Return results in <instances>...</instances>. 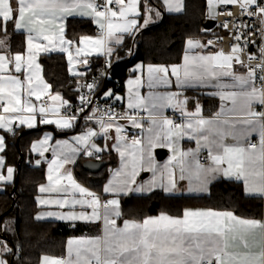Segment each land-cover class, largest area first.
<instances>
[{"label": "snow or ice", "instance_id": "obj_1", "mask_svg": "<svg viewBox=\"0 0 264 264\" xmlns=\"http://www.w3.org/2000/svg\"><path fill=\"white\" fill-rule=\"evenodd\" d=\"M163 5L168 12H180L183 10V0H162ZM224 4H238L240 9L249 16H256L264 25V4L258 0H221ZM210 13H214V0H207ZM252 6H255L254 9ZM252 9V10H250ZM153 14L159 17L160 12L150 3L143 4V24H140L141 0H0V49L6 47L8 36L9 23L13 26L14 32L21 30L27 33L26 41V56L24 52H17L14 56L0 55V73L8 70L9 65H15V72L20 73L22 70L31 72L33 69H40V65L36 62L39 53L51 52L59 50L67 53L68 62L70 65L69 71L74 75L83 76L85 73L74 72L71 65L73 64L74 56L79 58L84 57L83 64H88V56L95 54L96 56L106 57V65L111 66V57L115 52L113 45L119 46L123 44L125 35H134L142 27H147L152 22ZM243 14V13H242ZM81 16L91 18L98 27L96 36L83 35L78 42L65 40L64 38V20L69 16ZM228 15H232L229 11ZM229 21H226L222 27L225 29L229 26ZM233 26L238 28L233 22ZM35 33V35H34ZM242 35V34H241ZM241 35H235V39L239 41ZM46 41V44L39 43V40ZM247 42V41H246ZM212 41H208V45H212ZM59 44L57 49L56 45ZM76 44L75 52L70 50ZM187 48L183 57V64L171 65L170 69L167 66L148 65L149 82L155 78L164 84H168L169 70L171 75L176 77L178 87H198L211 86L219 89L216 95L220 96L221 101H231L233 105L238 99H243L245 106L248 109L247 115L254 119L245 120L243 123L248 125L245 128H237L236 124H229L228 121L214 122L205 119L201 115V107L197 101L195 111L187 112L185 108L188 103V98L180 100L181 93H165L156 96L152 101V108L173 107L181 110V115L187 117L184 123L177 124L172 119L165 118L163 124L168 127L169 136H184L189 139H195L197 148L195 152L189 149L187 152H181V157L193 156L198 153L201 147L208 149V159L211 165L205 167L196 160L195 168L185 167L181 162L180 180H188V190L190 192H205L208 190L207 185L217 175H222L224 178L243 180L245 193L248 195H256L264 197V170L256 173L259 176V181H253L251 174L245 167V161L249 164L254 163L252 154L257 151L256 144H249L247 148L243 146H230L225 143L228 137L239 141L240 139L247 140L252 132L259 131L260 149L259 155L256 157L261 162H264V111H252L254 105L259 104L264 106V75L259 76L261 87H256L257 69L264 73V47L261 49L260 63L255 68L248 67L246 75H237L232 69V62L244 65V61L240 59L237 52H242L243 48L236 44L231 48V54H225L223 51L214 55H189L188 51L195 48L206 47L198 40L194 41L189 38L186 42ZM255 57L249 56V60ZM142 67V66H138ZM162 74V75H157ZM230 78L231 82H225L223 78ZM33 76H25L28 82L27 96H21V88L24 81L19 76H4L0 75V108L4 113L9 115H0V129L5 132L15 134L13 124L19 121V124L26 125L29 128L36 126L37 114L40 116L39 123L55 124L60 129H69L74 126L76 120L75 115L61 116L59 119H48L46 115L49 111L56 115H60V107L69 105V101L64 100L57 92L55 95L50 94L51 85L45 83L41 77L37 76L39 81L32 84ZM215 81L214 84L211 82ZM140 83L138 77L136 81L129 80L128 84ZM81 87H86L89 94H92L98 87L97 79H93L92 83L85 85H77V91ZM226 89H239V91H225ZM131 93V89H130ZM43 95H49L54 102H59V106L55 108L45 107L43 104L37 109V106L31 100L35 96L37 101L41 100ZM106 97H111V90L104 93ZM117 99H120L117 97ZM136 99L137 104H133L132 100ZM81 107L78 111L83 112L84 108L92 104V100L81 94L79 96ZM143 100L138 96L130 95L129 108H134L142 103ZM70 106V105H69ZM223 109V105H222ZM98 109L93 110V116L96 115ZM27 113L28 115H22ZM110 119L107 123L101 117L97 122L100 124L101 132L107 137V132L113 127L111 121L112 113H108ZM151 116L156 113L150 112ZM217 115H220L218 113ZM93 117H87L92 119ZM133 124L137 127L140 125L133 120ZM156 124L155 119L152 120ZM228 125L227 128L221 125ZM175 129V131H173ZM117 133L121 131L119 126L116 127ZM152 129H149L151 132ZM97 133L88 129L86 133L76 136L73 139L78 145L83 146L85 155L92 156L93 152H100L103 149L92 144L88 147L91 137ZM50 139L45 136L44 140L40 141L43 146ZM118 141L121 139L117 137ZM203 142V143H202ZM139 141H133L137 144ZM59 144V142H58ZM66 145L67 142H64ZM150 147H155L153 141L149 139ZM163 146V145H161ZM169 146H171L169 144ZM118 147V145L116 146ZM214 147L216 149L214 153ZM5 149V137L0 135V152ZM37 150L36 144L33 145V151ZM81 148L68 146V151H61L62 159H53L48 165V184L40 185L39 192L53 193L67 191L68 186L74 192H78L81 196L91 197L87 199H73L71 204L80 205L81 208L87 206L92 209L91 214L87 211H80L78 214L75 211L68 213H39L36 216L37 220L45 218V216H55L61 220H82L86 222L99 220L100 200L94 193L76 183L71 173L63 175L60 169L64 164L74 162V156L81 152ZM55 151V150H54ZM123 157L124 153H120ZM43 156V152H40ZM40 160L36 161L39 165ZM226 165V166H225ZM4 160L0 157V169H3ZM167 184L164 183V172H161L159 182L156 176V170L149 159V167L146 169L153 172V178L150 182L151 190L155 187H161L165 192H172L177 187V181L174 177V172L167 168ZM6 175L0 171V182L10 183L13 180L14 169L8 167ZM138 173L135 168L131 173V180L127 174L120 171L115 173L114 181H109V184L104 187L105 193H124L142 192L145 191L143 185L132 188L131 183L135 182V176ZM68 181V186L62 185L61 181ZM38 204L48 205L56 204L60 208H64L69 204L67 199H41L38 198ZM104 224L105 236L103 240L100 237L92 239L69 240V256L72 255V245H77L75 249L76 264H264V248L258 253L250 251H230L238 245L244 249H249L250 244L246 238L247 233L254 232L259 229L264 232V222L255 219H241L234 215L231 211L218 212L213 210H191L185 209L182 217H173L167 214H161L158 217H148L142 222L124 221L123 228L115 226V220L111 219L114 215L120 216L119 200H108L104 205ZM225 221H231L228 224ZM11 253L12 249L2 241H0V264H9L7 259L2 258L3 253ZM41 264H71V261H66L61 258L43 256Z\"/></svg>", "mask_w": 264, "mask_h": 264}, {"label": "crops", "instance_id": "obj_2", "mask_svg": "<svg viewBox=\"0 0 264 264\" xmlns=\"http://www.w3.org/2000/svg\"><path fill=\"white\" fill-rule=\"evenodd\" d=\"M207 1V0H206ZM98 2H103V0H98ZM144 3H150L154 8L158 9L160 12V16L157 17L155 14H153L152 17V22L147 25V27L156 24L160 22L164 16V13H170V14H179L183 12L185 8V0H183V10L180 12H168L166 10V7L163 5L162 0H141V17L140 19V24H143V4ZM216 4H222V5H231V4H224L221 3V0H214V6ZM71 18H81V19H88L93 27H94V32L92 33H87L83 35H91V36H96L97 33L95 32L96 29H98L97 25L92 21L91 18L88 17H81V16H69L64 20V27H65V32H64V38L65 40H71L66 36V30H67V22ZM147 27H142L141 29L147 28ZM215 28V26L213 27ZM212 28V29H213ZM9 30H13V26L11 23L8 25ZM217 29V28H216ZM208 30V29H206ZM211 30V29H210ZM20 32H23L25 35V56H26V41H27V33L23 30ZM138 32V31H137ZM136 32V33H137ZM35 35V33H34ZM81 35V36H83ZM80 36V37H81ZM132 35H125L124 37V42L123 44L116 46L113 45L115 48V52L113 56L111 57V61H117L120 58L123 57V54L125 52L128 53L129 49L125 48L123 45L127 43L128 38ZM79 37V38H80ZM194 41H199L202 45H206V47L202 48H195L192 50L188 51L189 55H214L218 52L223 51L221 48L216 47V46H207L206 44V37L204 36H197V37H190ZM189 39V38H188ZM184 43V52L182 59L179 63L172 64V65H181L183 64V57L186 52L187 48V40ZM73 41V40H72ZM78 40H75V42H78ZM39 43L46 44V41H43L42 39L37 41ZM59 44L56 45L57 49L59 48ZM77 45L74 44L72 48L70 49L73 54L75 52V47ZM126 49V50H125ZM256 49H254L255 51ZM54 52H59L63 53L67 59V65H68V73L70 76L73 77H82L80 75H74L73 72L69 71L70 65L68 62L67 58V53L60 52L59 50L56 51H51V52H41L39 53L37 57V63L40 65V69L36 70L33 69L31 72H25L22 70L20 73L15 72V65L10 64L9 68L6 72L0 73V75L8 76H19L22 81H24L23 87L21 88V96L26 97L27 96V89H28V82L25 80V76L27 75H32V84H36L39 81L36 79L37 76L41 77L42 80L45 79L44 74H43V66L41 63V56L43 54H48V53H54ZM224 52V51H223ZM127 53L125 55H127ZM225 54H228L224 52ZM16 53H11L6 50L0 51V55H10L14 56ZM95 57H102L106 58L104 56H96L95 54L88 56V64L85 65L82 62H77L78 60L82 61L84 59L83 56L77 58L74 56L73 64L71 65L72 69L74 72L78 73H85L87 74L92 65V59ZM107 59V58H106ZM148 65H153V66H160L161 64L157 63H144L142 61H138L134 63L130 68H129V73L128 75L123 79V87L122 90H116V89H110L109 87H106L103 91V96L106 99L113 100V101H120L122 102L125 107H127L130 110H138L141 113L145 114L148 118L146 119H139L136 120V122L140 125L139 127L135 126L133 122L131 121L129 123V126L132 128H138L141 130V137L136 140L139 141L137 144H133V142H128L121 138L119 136V133L116 131L117 126H121L120 122L117 121H112L113 127L110 128L107 132V137L101 132L100 130H97L96 125L94 122H88V121H80L76 119L74 121V126L69 129H60L58 128L55 124H41L39 123L40 116L37 114V120H36V126L33 128H29L26 125H21L19 124V121H15L13 124L14 131L17 128L24 127L28 130L31 129H41V133L38 138L34 139L31 143V152L35 155L36 160H40L41 163L39 165H42L45 170V180L40 184V185H47L48 180V165L53 159H62L61 156V151H68V146L72 147H77L81 148V152L79 154H76L74 156V162L66 163L64 164L63 168L60 169L61 174L67 175V173H71L73 179L75 180L76 183L80 184L82 187L88 189L90 192L94 193L97 197H99L100 200V207L98 208V212L100 214V219L96 221H82V220H61L57 219L55 216H45V218L40 219L39 221H46V220H52V221H61L64 223H77V222H83V223H88L91 225H96L98 228V232L95 234H83V235H77V236H71L67 239L66 242V249H65V254L64 255H42L43 256H51V257H56V258H61L66 261H71V264H76V254H75V249L77 245L74 243L72 245L73 252L72 255L69 256V245L68 241L71 240H78V239H92L96 237H100L101 240H103L105 236V224L103 220L104 216V207L102 206V201H108L111 199H118L119 200V211H120V216H112L111 219L115 220V226L117 228H123L124 226V221H137V222H142L144 219L148 217H158L159 215L167 214L173 217H182L183 211L185 209H191V210H213V211H218V212H225V211H231L236 215L238 218L241 219H255V220H260L264 222V197L256 196V195H248L245 193L244 189V182L243 180H236L234 177L231 179L224 178L222 175H217L215 179H212L211 182L207 185L208 190L205 192H190L188 190V180H180V167H181V162L185 165V167H192L193 169L195 168L196 160H199V155L202 152H207L208 149L205 147H201L198 153H195V158L193 156H188V157H181L180 153L181 152H187L189 149L193 150L195 152L197 148L196 140L195 139H189L187 135L184 136H169L168 135V127L167 125L163 124V120L165 118L169 119L168 116L172 113H177L181 115V110L179 108H173V107H163V108H152V101L153 99L158 96V95H163L165 93H181L179 99L183 100L185 97L188 98V103L185 108V111L187 112H194L196 103L197 101L199 102V105L201 107V115L205 119L212 120L214 122H223V121H228L229 124H236L237 128H245L248 127V125H245L243 122L248 119H254L253 117H249L247 115L248 109L245 106L244 100L238 99L237 103L235 105L232 104L231 101H221L220 96L216 95L214 93H217L219 91L218 88L211 86V84L206 85V86H198V87H192V88H186V87H178L176 83V77L171 75V71L169 70V75H168V84H164L160 82L157 79H153L151 81V85L149 82V74H148ZM142 66V67H138ZM165 66V65H162ZM170 66L169 67L170 69ZM231 71H234L237 75H246L248 69L245 66H241L240 64L236 63L235 61L232 62V69ZM157 75H162V74H157ZM84 76V75H83ZM140 78V83L139 85L137 84H132L129 85L128 81L133 80L136 81L137 78ZM46 80V79H45ZM225 82H231L230 78H223ZM44 81V80H43ZM47 84L51 85L47 80ZM212 84L215 83V81L211 82ZM256 87L260 88L261 84L256 81ZM131 89V93H130ZM111 90L113 95L111 97H106L104 93L106 91ZM51 95H55L57 92L63 97L64 100L69 101V105L74 104L78 99H71V98H65L63 92L61 91H56L52 89L51 86ZM225 91H239V89H226ZM138 94L140 98H142L143 102L139 103L138 106L134 108H129V100H130V95L132 97H135ZM45 97H49V101L45 103L43 100ZM119 97L120 99H117ZM31 100L33 103L36 104L37 109L43 104L45 107L49 108H55L59 106V102H54L50 99L49 95H43L41 97L40 101H37L35 99V96L31 97ZM133 104H137L136 99L132 100ZM0 103H3V101H0ZM69 105H65L63 107H60V111L63 108L69 107ZM223 105V109H222ZM259 110L264 111V106H261L259 104H256L253 106L252 111L259 112ZM150 112L156 113V115L153 117L150 115ZM220 113V115H217ZM0 115H9L8 113H4L3 109L0 108ZM22 115H28L27 113H23ZM182 116V115H181ZM61 116L54 114L53 112L49 111L46 115V118L48 119H59ZM155 119L157 121L156 124L152 123V120ZM187 117L182 116L180 123H184ZM107 123V122H106ZM224 128H227L228 125H221ZM152 129L151 132H149V129ZM88 129L94 130L97 135L94 137H91L88 143V147H90L92 144H95L97 147L103 149L100 152H93L92 156H88L84 154L83 151V146L78 145L76 141L73 139L76 136H80L84 133L87 132ZM175 131V129H173ZM5 131L3 129H0V135H3L5 137V148H6V135ZM12 134V133H11ZM45 136H49L50 139L46 144L43 146L40 145V141L44 140ZM120 137L121 139H117V137ZM149 139L153 141V144L155 147H150L149 145ZM256 141L259 143L257 146V151L252 154V159L254 163L249 164L248 161H245V167L247 171L251 174V179L253 181H259V176L256 175V173L261 172L264 170V162H261L258 160L256 157L259 155V149H260V136H259V131L252 132L250 136H248L247 140L240 139L239 141L233 140L231 137H228L225 140V143L230 145V146H243L245 148L248 147V145L252 142ZM59 142V144H58ZM64 142H67L65 145ZM203 143V142H202ZM36 144L37 150L33 151V145ZM169 144L171 146H169ZM118 145V147H116ZM163 145V146H161ZM55 150V151H54ZM216 149L214 147V153ZM4 152V151H3ZM3 152H0V157H3L4 160V166L3 169H0V171L3 172L4 175H6V170L8 167H12L14 169V176L13 180L10 183H3L0 182V192L5 190V187L7 185H10L15 182L16 180V167L14 165L8 164L6 162V157L3 154ZM40 152H43V156L40 155ZM121 152L124 153L123 157L121 156ZM151 158L152 164L155 167L156 170V176L159 182L160 174L161 172H164V183L167 184V169H165V165H167L168 169H171L174 172V177L177 181V187L174 189L172 192H165L163 188L161 187H155L152 188L151 190H148L150 187V182L153 178V172L146 170L149 167V159ZM96 159H101L105 161V165L103 168L97 172H92L91 177L96 178V179H103L102 183L98 184V188L90 184L88 181L82 180L80 177H78L76 173V164L79 161H82V165L84 166V162L86 160H96ZM200 162V161H199ZM205 167H208L211 165V161L207 164H203ZM226 166V165H225ZM133 168H135L136 172L138 173L135 176V182L130 184V187L136 188L141 185L144 186L145 191L142 192H129L128 194L124 193H105L104 192V187L109 184V181H114L117 179L115 177V173L117 171H120L123 174H127L128 178L131 180V173L133 171ZM86 169V168H85ZM87 170V169H86ZM221 180H230V181H236L240 182L242 184L243 192L245 195L252 197V198H258L262 202V213L260 216L256 215H245V214H239L236 211L232 209H217L214 207H209L206 205H195V206H189L185 207L182 211L181 214H171L166 211H160V212H152L145 216L141 220H137L134 218H128V217H122L123 214V208L126 204H128L134 196H141V195H148L156 191H161L166 195H190V196H208L211 193L212 186L221 181ZM62 185L68 186V181L65 179L61 181ZM39 185V187H40ZM38 198L41 199H67L69 201V204L66 205L64 208H60L56 204H48V205H40L38 204ZM73 199H87L90 200L91 197L88 196H81L78 192H74L70 186H68L67 191H60V192H53V193H40L38 191L37 195V204L39 206V209L37 213L35 214V219L37 214L39 213H47V212H54V213H68L70 211H75L77 214L80 211H87L89 214H91L92 209L88 208L85 206L84 208H81L80 205H75L73 208L71 201ZM37 220V219H36ZM228 224H232L233 222L231 221H225ZM246 238L250 244L249 249H244L242 246L238 245L235 248H231L230 251H239V252H244V251H250L253 253H258L261 251L262 248H264V232L260 231L259 229L255 230L254 232L247 233ZM8 245V244H7ZM9 247V246H8ZM10 248V247H9ZM6 253V252H5ZM41 257V259H42ZM2 258L7 259L9 261V264H11L10 260L4 256V253L2 254ZM41 259L39 264H41Z\"/></svg>", "mask_w": 264, "mask_h": 264}, {"label": "trees", "instance_id": "obj_3", "mask_svg": "<svg viewBox=\"0 0 264 264\" xmlns=\"http://www.w3.org/2000/svg\"><path fill=\"white\" fill-rule=\"evenodd\" d=\"M207 5L206 0H185L183 12L164 13L160 22L130 36L123 45L129 49L128 53L125 52L117 61H111V66L107 67L109 78L103 82L100 92L103 93L106 87L114 85L116 80L123 82L129 68L138 61L165 66L179 63L186 39L220 33L221 30L217 27L211 30L204 28ZM92 32L94 27L88 19L71 18L67 22L66 36L73 41L78 40L83 34ZM8 36L6 47L0 51L24 52V33L8 29ZM92 60L91 69L87 74L73 77L68 73L67 59L63 53L54 52L41 56L45 79L53 90L61 91L65 98L71 99H78L83 91L82 87L79 92L76 90L77 85H81L80 79L91 78L100 72L103 58L95 57ZM41 131L20 127L15 129L14 135L5 133L6 148L3 154L6 162L16 167L18 181L16 190H13L14 182L0 192V215L7 212L0 220V241L6 242L12 249L11 253H4L11 264H39L42 255H64L69 237L98 232L96 225L88 223L68 224L35 219L39 209L37 204L39 185L45 180V170L42 165L35 163L36 157L31 152V143L39 137ZM82 163L79 161L75 167L78 177L98 188L103 179L91 177L92 172L86 170ZM195 205L232 209L245 215L260 216L262 213V202L258 198L245 195L240 182L221 180L212 186L208 196H174L161 191L134 196L124 206L122 217L141 220L152 212L160 211L181 214L185 207ZM3 235L6 236V240L2 238Z\"/></svg>", "mask_w": 264, "mask_h": 264}, {"label": "built area", "instance_id": "obj_4", "mask_svg": "<svg viewBox=\"0 0 264 264\" xmlns=\"http://www.w3.org/2000/svg\"><path fill=\"white\" fill-rule=\"evenodd\" d=\"M259 3L264 4V0H258ZM253 9L255 6H252ZM252 10V9H250ZM231 12L232 15H228V12ZM243 13V14H242ZM206 19L215 20V27L221 30L218 34H212L207 36L206 44L207 46H216L221 48L224 52L231 54V48L233 45H240L243 48L242 52H237L235 55H238L240 59L244 61L245 67L255 68L257 64L260 63L259 57L261 56V49L264 47V25L261 24L260 19L256 16L247 15L244 10L240 9L239 5H222L216 4L214 6V13L209 12L208 5L206 6ZM229 21V26L227 29L222 27V25ZM233 22L240 27L236 28L233 26ZM98 34V29L95 30ZM242 34V35H241ZM235 35H241V39L237 41L234 37ZM212 41V45H208V41ZM247 41V42H246ZM254 49H256L254 51ZM249 56L255 57V59L249 60ZM106 58H103V66L100 72L91 77V78H82L79 80L81 85L87 83H92L93 79H97L98 87L94 90L92 94H89V90L86 87H82L83 91L81 94L88 96L92 100V104L84 108L83 112L78 111L81 107L80 100L71 104L67 108H63L60 111V116H71L75 115L80 121L94 122L97 130H100V124L97 122L101 117L106 122L109 121L110 117L108 115L111 112L113 115L111 121H117L121 123V131L119 136L128 142H133L138 140L141 137V130L138 128H132L129 126V123L133 120L146 119L148 118L145 114L141 113L138 110H130L120 101H113L106 99L103 94L100 92V88L108 78L109 74L107 71ZM264 75L259 69H257V82L259 81V76ZM110 89L122 88L123 82L116 80L114 85L108 86ZM45 103L49 101V97H45L43 100ZM98 109L96 115L93 116V110ZM262 112V110H259ZM87 117H93L92 119H87ZM169 119L179 123L182 116L177 113H172L168 116ZM250 144L259 145L258 142L252 141ZM199 161L201 164H207L210 162L208 159V153L202 152L199 155ZM107 201H102V206ZM93 264L95 262L93 261Z\"/></svg>", "mask_w": 264, "mask_h": 264}, {"label": "water", "instance_id": "obj_5", "mask_svg": "<svg viewBox=\"0 0 264 264\" xmlns=\"http://www.w3.org/2000/svg\"><path fill=\"white\" fill-rule=\"evenodd\" d=\"M215 26V20L213 19H206L205 22H204V28L205 29H212L213 27ZM105 161L101 160V159H96V160H86L84 162V166L87 170H89L90 172H97L99 170H101L103 168V166L105 165ZM18 168H20V165L18 166ZM17 184H18V181L16 180L15 183H14V187H13V190H16L17 188ZM7 213V212H5ZM1 214L0 215V220L1 218L3 217V215L5 214ZM3 239L6 240V236L3 235L2 236Z\"/></svg>", "mask_w": 264, "mask_h": 264}, {"label": "rangeland", "instance_id": "obj_6", "mask_svg": "<svg viewBox=\"0 0 264 264\" xmlns=\"http://www.w3.org/2000/svg\"><path fill=\"white\" fill-rule=\"evenodd\" d=\"M44 80V82H46V80L45 79H43ZM50 94H51V91H50ZM4 243H6V242H4ZM7 244V243H6Z\"/></svg>", "mask_w": 264, "mask_h": 264}]
</instances>
